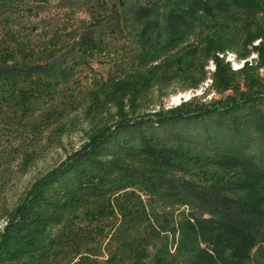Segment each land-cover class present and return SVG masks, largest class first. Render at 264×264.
Instances as JSON below:
<instances>
[{"label":"rangeland","instance_id":"rangeland-1","mask_svg":"<svg viewBox=\"0 0 264 264\" xmlns=\"http://www.w3.org/2000/svg\"><path fill=\"white\" fill-rule=\"evenodd\" d=\"M16 1V14L1 17L0 45L16 47L20 39L27 43L24 49L33 50V58L30 54L23 62V52H17L20 60L15 57L2 61L10 67H26L35 61L39 70L34 69L30 78H24L23 85L16 83L7 91V97L8 92L12 94L8 104L15 105L17 124L27 130L23 134L35 137L40 157L27 176L10 183L12 193L87 143L85 115L101 107L106 86L113 78L133 82L148 74L152 68L147 66L149 49L170 42L167 56L156 62L161 66L158 70L168 75L180 71L197 86L177 91L166 101L167 107L201 96L211 83L200 73L203 70L197 55L202 48H233L239 40L241 49L260 47L264 52V0H226L215 7L197 0ZM5 7L0 2V16H4ZM169 14L176 18H168ZM180 17L193 26L183 38L176 29ZM6 18L10 19L6 22ZM84 31L91 32V39L85 42L81 41ZM12 34L17 35L15 41ZM217 55L222 56L219 52ZM225 58L233 68H241L246 62L230 52ZM248 59L254 67L260 64L257 51ZM61 63L67 66L63 73L52 70L51 66ZM215 68L211 60L205 71ZM259 72L264 75V66ZM219 97L211 93L207 99ZM55 130L56 142L50 139ZM176 147L187 156L178 158L185 171L167 178L193 179L220 189L233 200L264 209V169L258 164L235 160L223 152L213 156L191 146ZM169 190L163 184L143 185L105 197L109 200L87 201L79 210V221L97 220L105 225L98 257H94L97 262L264 264V244L208 214L192 215L188 206L173 202L167 195ZM12 193L10 190L8 195ZM122 231L127 234L119 236Z\"/></svg>","mask_w":264,"mask_h":264},{"label":"trees","instance_id":"trees-1","mask_svg":"<svg viewBox=\"0 0 264 264\" xmlns=\"http://www.w3.org/2000/svg\"><path fill=\"white\" fill-rule=\"evenodd\" d=\"M197 1L215 7L226 0ZM0 2L6 6L0 20L6 13L9 17L16 14V0ZM174 16L169 14L168 18ZM180 18L176 29L183 38L193 26ZM90 33L84 31L81 41L91 39ZM12 36L15 41L17 35ZM238 41L233 48H202L197 55L203 70L200 73L211 83L201 96L172 107H167L166 101L173 94L197 86L180 71L168 75L158 70L161 66L156 62L167 56L170 42L149 49L147 66L152 68L148 74L134 79L137 82L113 78L106 86L101 107L85 115L87 143L13 193L10 183L32 171L40 148L35 137L23 134L27 130L17 124L15 105L8 104L12 94L8 92L7 97V91L16 83L23 85L24 78L39 70V63L7 66L5 58L20 60L19 53L23 52L25 62L30 54L33 58V50L24 49L27 43L20 39L16 47L0 45V264H101L94 257H98L105 225L97 220L79 221V210L87 201L109 200L105 197L143 185L163 184L170 189L167 195L173 202L188 206L192 215L208 214L264 244V209L233 200L220 189L193 179L167 178L185 171L178 158L187 156L176 146L195 147L213 156L223 152L264 169V75L259 72L264 66V52L260 47L241 49ZM253 51L260 58L255 67L248 59ZM227 52L246 62L241 68H233L225 58ZM211 60L215 70L205 71ZM62 65L51 68L63 73L67 66ZM36 88L40 89L37 82ZM211 93L220 95L219 99L208 100ZM56 134L55 130V136L50 137L55 142ZM124 234L122 231L119 236Z\"/></svg>","mask_w":264,"mask_h":264}]
</instances>
